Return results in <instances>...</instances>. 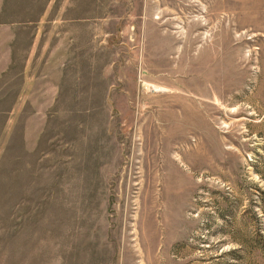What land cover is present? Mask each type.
<instances>
[{"label":"rangeland","instance_id":"1","mask_svg":"<svg viewBox=\"0 0 264 264\" xmlns=\"http://www.w3.org/2000/svg\"><path fill=\"white\" fill-rule=\"evenodd\" d=\"M0 264H264V0H0Z\"/></svg>","mask_w":264,"mask_h":264}]
</instances>
